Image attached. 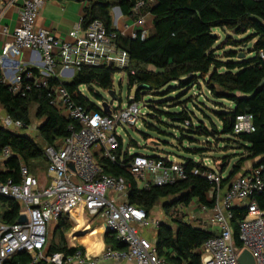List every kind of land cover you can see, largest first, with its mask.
Returning a JSON list of instances; mask_svg holds the SVG:
<instances>
[{"label":"built area","instance_id":"built-area-1","mask_svg":"<svg viewBox=\"0 0 264 264\" xmlns=\"http://www.w3.org/2000/svg\"><path fill=\"white\" fill-rule=\"evenodd\" d=\"M47 0H24L19 16V26L13 32L12 41L0 51V72L2 81L14 94H25L33 89H48L50 104L65 118L74 121L70 134L44 148L47 160V177L44 181L20 161V182L0 180L1 197L14 200L20 207L19 217L26 216V222L8 224L0 221V264L13 255L26 252L31 255L30 264H79L88 262L83 251L46 253L49 227H55L60 220L69 221L77 211L86 214L90 220L103 225L105 231L126 245V250L107 247L102 254L106 260H127L136 264H175L160 255L153 237L143 234V229L155 230L163 223L180 220L200 229L208 230L214 236L200 248V264H240L239 256L244 250L253 255L256 264H264V210L254 199L264 190V161L250 168L244 175L233 179L222 196L224 177L216 171L200 172L214 187L209 191L214 206L211 217L196 216L195 208L204 213L208 207L197 199L190 204H177L166 212L164 219L153 217L146 210L128 201L130 183L123 176H114L104 170L105 162L126 165L127 172L140 190L174 185L189 177L184 162L171 155L158 157L136 154L133 147H124V140L118 128L139 125L143 111L134 95L128 102L116 104V100L100 101V110L94 111L78 105L73 95L63 85H50L51 79L61 76L74 77L81 69L97 66H114L120 71L130 66L126 49L119 47L118 34L108 32L104 23L95 19L87 27L82 20L71 30L68 39H61L53 32L38 27L40 13ZM156 0H138L128 16L134 19L136 30L130 38L148 35L150 24L146 19L149 6ZM117 31V30H116ZM7 34L8 30L4 29ZM119 33V32H118ZM120 34V33H119ZM121 35V34H120ZM40 54L38 72L27 71L16 65L24 51ZM264 60V51L260 52ZM133 72V71H132ZM124 73V72H123ZM25 76V79H23ZM86 95L87 88H79ZM107 97L110 99L108 92ZM116 94V92H115ZM109 104L105 112L103 103ZM4 127L27 130L20 120L6 115ZM185 125H189L186 121ZM255 131L253 116L243 114L237 117L234 134ZM130 160L124 162V153ZM9 147L0 150V175L8 171L7 163L14 158ZM196 162H202L195 158ZM246 208V214L239 223V239L242 247L235 244L231 220L232 209ZM19 219V218H18ZM71 244V241L69 242ZM95 264V262H93Z\"/></svg>","mask_w":264,"mask_h":264},{"label":"trees","instance_id":"trees-1","mask_svg":"<svg viewBox=\"0 0 264 264\" xmlns=\"http://www.w3.org/2000/svg\"><path fill=\"white\" fill-rule=\"evenodd\" d=\"M88 2L84 9L82 23L87 27L95 19L101 20L108 32L118 34V45L128 51L130 66L120 71L114 66L87 67L78 71L71 82H62L59 79H51L50 85H63L73 95L75 102L89 110H100L88 95L79 91L81 86L87 88L90 96L97 101H103L101 92L114 90L113 79L117 72L127 74L129 90L137 86L135 100L141 101L145 93H160L164 88H176L180 90L197 86L203 82L216 100L226 101L231 107L218 101L220 109L214 111L216 118L221 123L218 128L213 122L212 134L204 126L202 121L194 125L192 116L187 108L179 107L176 113H166L173 121L185 125L189 129L188 134L213 136L214 139L233 140L238 143L245 156L240 158L230 169L226 178L222 180V187L242 176V168L247 161L253 162V166L264 161V60L260 52L264 51V0H156V3L147 8L152 15V27L145 39L124 37L113 27L111 9L118 6L122 15L130 16L132 9L138 0H75ZM215 30L232 32L235 35H250L245 42L254 41L250 53L240 58V52L229 51L225 57L228 61H222L217 54L220 47L217 43L220 37ZM229 38L228 45L242 46V41H234ZM239 55V56H238ZM239 57V59H237ZM27 71L38 72L37 68ZM133 71V72H132ZM25 79V76H23ZM172 85H175L172 87ZM101 91V92H100ZM48 89H33L31 92L14 94L8 85L2 81L0 72V105L5 114L14 120H20L25 125H30L31 107L36 105V117L43 119L39 126L41 137L47 145H54L56 141L70 134L69 127L75 125L74 121L62 116L51 104L47 95ZM152 108V106L150 107ZM251 114L255 131L235 135L234 126L238 116ZM182 132L184 130L181 129ZM183 139L196 142L192 135L181 134ZM230 138V139H229ZM9 146L15 157L8 163L6 173L0 175V180H12L20 182V161H23L30 172L41 162H47L44 148L24 132H15L1 124L0 119V150ZM137 146L132 141L128 147ZM208 147H196L186 149L188 157L183 162L189 177L178 181L174 185L155 187L150 190H140L135 181L129 175L126 165L105 162L104 170L114 176H123L130 183L128 201L146 210L149 214L159 202L168 211L177 204L188 205L197 199L207 207H212L214 202L207 197L214 184L201 173L193 171L198 168L200 172L211 171L202 162H196L195 156L202 157L208 152ZM138 154V153H136ZM124 162L130 160L128 152L124 153ZM158 157L160 155H153ZM223 157V163H227L221 170L225 173L231 158ZM261 209L264 210V190L254 196ZM6 203L7 210L2 220L8 224L17 222L20 207L10 198L1 197ZM231 220L235 244L242 247L239 239V223L246 214V208L235 207L232 209ZM71 225L63 219L53 231V239L58 236L59 242L47 245V254L63 251L72 254L75 249L68 248L65 234ZM213 233L194 227L180 220H172L163 223L157 229L156 246L160 255L175 264H200V248ZM106 242L115 250H126V245L118 241L113 234L106 235ZM32 257L26 252H21L7 259L4 264H30ZM39 264H45L43 262Z\"/></svg>","mask_w":264,"mask_h":264},{"label":"rangeland","instance_id":"rangeland-1","mask_svg":"<svg viewBox=\"0 0 264 264\" xmlns=\"http://www.w3.org/2000/svg\"><path fill=\"white\" fill-rule=\"evenodd\" d=\"M115 7L116 6H113L112 8ZM215 33L220 37L217 47H220L221 50H218L217 54L220 56L222 61L230 60L225 57L226 53L229 51L240 52V54L243 53L245 56L247 55V58L254 56L253 52L250 53V50L253 49L254 41H244L250 35L249 33L244 35H235L232 32H225L222 30H218ZM228 37H231L234 41H242V46L228 45L227 43L230 41ZM237 59H239V57ZM72 79L73 77L61 76L62 82H71ZM113 85L117 97L116 104L118 105L127 103L128 97L135 95L137 90V86L129 90L127 84V74L123 72H117L114 75ZM173 86L175 85H172V87ZM85 93L96 106L101 107L99 104L100 101H97L94 97L90 96L87 91H85ZM101 94L104 101L110 100L107 97V93L102 91ZM218 101L220 100L213 98L203 82H200L197 86L184 90H180L175 86L172 89L166 87L160 93H145L143 94V99L139 101L140 107L143 111V116L140 117L139 125H128L123 129L118 128L119 134L124 140V147H128L132 144V141H135L137 146H132L135 153H140L146 156L171 155L175 157L176 160L181 162L183 161V158H186L189 155L186 149L208 147V152L203 154L200 159L206 163L207 167H210L219 173L227 164L223 163V157L228 155L235 156V153L241 152L238 143L233 140L224 141L221 140V138L214 139L213 136L206 137L202 135L188 134V127H186L183 123L171 120L169 116L166 115V113H176V111H179V107L184 103L183 108H187L188 111H190L193 124L196 125L199 121H202L204 126L207 127L212 134L211 122H213L218 128L221 126V123L214 114V111H218L220 109ZM220 102L227 107L230 105L224 100ZM151 106L152 108H150ZM36 109L37 106L32 105L30 127L27 130L14 128L9 129L15 132H24L34 139V141L40 146L45 147L46 144L39 131V126L43 119L36 117ZM5 116V111L0 105V119L3 126V119ZM181 129L184 130V132H182ZM181 134L192 135L190 137L196 139V142L193 143L188 139H183ZM236 159L237 158H231L226 172L230 170L231 165L236 161ZM251 163V161H248L249 165ZM47 166V162H41L33 168L32 173L36 174L42 181H44L45 176L47 175ZM6 210V203L1 202L0 221L2 220L3 214ZM164 210L163 203L159 202L152 210L151 215L160 219V213H162L161 211L164 212ZM54 230L55 225L54 223H51V226L49 227L48 246L51 245L52 242H59L58 236L53 239ZM67 234L68 232L65 234L66 241L69 238ZM143 234L147 236H150L151 234L152 237H156V231L151 229H143Z\"/></svg>","mask_w":264,"mask_h":264},{"label":"crops","instance_id":"crops-1","mask_svg":"<svg viewBox=\"0 0 264 264\" xmlns=\"http://www.w3.org/2000/svg\"><path fill=\"white\" fill-rule=\"evenodd\" d=\"M23 3L24 0H0V51L6 43H10L12 41L13 32L19 26V16L23 7ZM87 6V1L80 2L75 0H47L39 16L37 23L38 27L53 32L57 37L61 39H68L71 30L84 17V9ZM118 8L119 7L116 6L111 10L113 27L122 36L131 37L132 33L137 29L135 21L128 16L122 15V13L120 14ZM146 19L151 28L153 21L152 15H146ZM4 29L8 30L7 34L4 32ZM217 31L218 30H215V32ZM18 61L19 62H17L16 65L18 64V66H20V68L22 69L38 68L41 65L40 54L28 50L24 51ZM229 107H231V104L229 105ZM235 154L236 155L234 159H237L231 165V167L240 158L245 156V152L243 150H241L240 153ZM194 158L199 157L195 156ZM252 167L253 162L249 165L247 161L242 168V172H247ZM212 171L215 170L212 169ZM229 171L225 173L219 172V174L226 178ZM46 177L47 175L45 176V178ZM226 188L227 186L223 187L222 196L223 193H225ZM207 197L210 201H212V197L211 195H209V193L207 194ZM212 207H208V210L205 213L200 209L195 208L194 213L196 214V216L208 220V218H210L212 214ZM165 211L166 210H164V212L161 211V219H164V214L166 213ZM68 222L70 223L71 227L67 234V236L69 237L67 240V246H74L81 249L88 259V262H86L85 264H93V262H95V264H136L133 261L127 260L113 261L103 259V252L107 247H110V245L106 242V235L108 234L104 230L102 224L90 220L86 214H83L81 211H77L72 219H70ZM207 229V231L209 232L213 230V228L209 225ZM153 239L154 242L157 241L156 237H153ZM70 241L71 244L69 243ZM72 264L79 263L78 261H74Z\"/></svg>","mask_w":264,"mask_h":264},{"label":"water","instance_id":"water-1","mask_svg":"<svg viewBox=\"0 0 264 264\" xmlns=\"http://www.w3.org/2000/svg\"><path fill=\"white\" fill-rule=\"evenodd\" d=\"M119 13L121 14V10L120 8H118ZM240 58L244 57V54L239 56ZM108 95L110 97V104H112L115 100H116V94L114 90H110L108 91ZM103 108L105 110V112H109V104L107 102L103 103ZM26 216L25 215H21L18 219L19 223H24L26 222ZM113 231L111 230H107L106 233L107 234H111ZM239 262L240 264H256V261L253 257V255L251 254L250 251L248 250H244L240 256H239Z\"/></svg>","mask_w":264,"mask_h":264}]
</instances>
